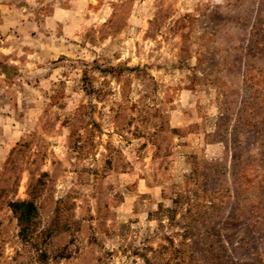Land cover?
Here are the masks:
<instances>
[{
	"label": "rangeland",
	"instance_id": "1",
	"mask_svg": "<svg viewBox=\"0 0 264 264\" xmlns=\"http://www.w3.org/2000/svg\"><path fill=\"white\" fill-rule=\"evenodd\" d=\"M0 264H264V0H0Z\"/></svg>",
	"mask_w": 264,
	"mask_h": 264
},
{
	"label": "trees",
	"instance_id": "2",
	"mask_svg": "<svg viewBox=\"0 0 264 264\" xmlns=\"http://www.w3.org/2000/svg\"><path fill=\"white\" fill-rule=\"evenodd\" d=\"M15 212L18 214L20 220L23 222L29 223L31 221L33 204L31 202L21 201L12 203ZM23 208L20 211V208ZM20 211V212H19Z\"/></svg>",
	"mask_w": 264,
	"mask_h": 264
}]
</instances>
